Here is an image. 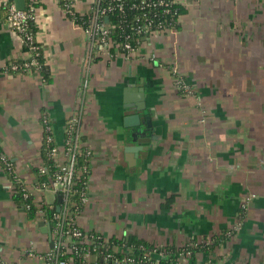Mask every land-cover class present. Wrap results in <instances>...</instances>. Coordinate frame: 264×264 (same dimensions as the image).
I'll return each mask as SVG.
<instances>
[{
	"label": "crops",
	"instance_id": "0c3cea01",
	"mask_svg": "<svg viewBox=\"0 0 264 264\" xmlns=\"http://www.w3.org/2000/svg\"><path fill=\"white\" fill-rule=\"evenodd\" d=\"M5 1L0 149L26 185L48 204L60 200L36 190L34 170L43 142L50 136L62 148L76 117V133L92 152L78 216L84 230L160 246L227 230L212 252L188 264H264V0H179L178 28L145 39L127 58L92 51L58 0H38L34 33L47 76L11 67L28 53ZM89 2L75 0L81 11ZM176 74L190 93L178 90ZM133 113L139 126L125 123ZM2 165L0 264H44L52 236L40 230L41 218L18 208Z\"/></svg>",
	"mask_w": 264,
	"mask_h": 264
},
{
	"label": "built area",
	"instance_id": "2783aa9c",
	"mask_svg": "<svg viewBox=\"0 0 264 264\" xmlns=\"http://www.w3.org/2000/svg\"><path fill=\"white\" fill-rule=\"evenodd\" d=\"M58 1L60 2L64 13L70 18L71 22L83 30L87 37L89 47L92 51L97 49L101 55L109 54L111 56L112 53L120 51L118 48L119 44L110 38L111 29L113 26L108 23V20L102 22L101 18L104 17L105 19L107 14L109 12H113L114 10L122 11L124 9V0H90L89 7L86 11H81L78 9L75 0ZM35 2L36 0H26V6L23 9L17 8L15 4L9 0L4 2L10 25L19 42L28 53V56L22 65L19 67L17 64H13L11 66L13 69L21 68L22 70H26L34 68L39 70L40 64L37 60V56L42 53V48L35 37V33L30 30V24H35L37 8ZM170 3H180V1L157 0L154 2L150 0H139L138 3L132 5V7L144 10L148 7L165 6ZM165 11L168 10L165 9ZM142 13L145 15L146 12ZM135 16L136 17L134 20L138 22V27H136V30L138 32H144L147 34L148 37L146 39L158 37L163 34L156 30H152L151 21L147 20L146 17L143 18L140 15ZM172 30L173 28H167L168 32ZM112 49H114V52H112ZM122 49L125 50L126 53H122L121 55L126 58L132 56L138 50V48L133 49L127 41L122 44ZM174 81L178 90H182L186 94L190 93V89L186 86L182 77L176 74V79ZM42 121L44 130L46 132H50L48 120L44 117ZM76 130L77 118L73 117L69 120L67 128L68 138L62 148L54 144L48 150L49 157L52 158L58 167L57 171L54 172L49 183L42 182V184L35 187L38 191L53 192L59 195L60 200H62V205H59V213L54 214L53 218L50 220L47 217H44L45 212L42 209L37 211V216H39V218H41L44 222H46L47 225L50 226L52 236V247L49 248L43 255L44 264H73V256L63 258V256L67 255L69 252L68 248L64 247L67 244H72L74 237H88L79 224L78 214L75 215L71 225H67L64 222V216L68 212L70 198L75 193V191H77L76 184L78 174H80L81 171L83 172V170H86L85 166L82 169L77 168V159L81 155L90 158L92 154L88 146H85L84 149L82 148L84 144H82V142L79 140V134L76 133ZM47 140L50 142L52 141L50 136L47 137ZM0 163L7 167L8 170H10V172L13 174V179H15L20 186L21 195L24 198H31L38 208H40L42 204H48L40 196L36 195L35 190L33 191L31 187L26 185L22 178L16 173L12 163L2 150H0ZM37 169L41 175L46 173V169L42 164H40ZM87 188L88 185L86 184L85 189L79 193L82 204H86L88 201ZM104 237L107 238L105 235ZM113 249L115 251L128 252V248L126 247H113ZM109 257L110 255L108 254L105 256V259ZM95 259V255L84 254V260L87 262V264H96ZM129 260L130 259L126 257L116 258L114 259V264H129Z\"/></svg>",
	"mask_w": 264,
	"mask_h": 264
},
{
	"label": "trees",
	"instance_id": "16d2710c",
	"mask_svg": "<svg viewBox=\"0 0 264 264\" xmlns=\"http://www.w3.org/2000/svg\"><path fill=\"white\" fill-rule=\"evenodd\" d=\"M139 0H124L123 10H114L107 14L108 23L113 27L111 29L110 38L118 43V48L121 53H126L122 49V44L127 41L133 49L139 48L141 43L148 37L144 32H138V22L134 20L135 15H140L143 18L151 21L152 30H156L161 33H166L167 28L176 29L178 28V17L185 11L182 3H170L165 6H152L145 8L144 10L132 7L138 3ZM156 2L157 0H150ZM35 5H38L36 0ZM167 9L168 11H165ZM142 12H146L145 15ZM104 22V17L101 18ZM140 24V23H139ZM30 30L34 32V24H30ZM39 62V73L43 76H47L46 61L43 53L37 56ZM24 62V61H23ZM23 62L17 64L19 67ZM21 70V68H20ZM175 76V75H174ZM182 94L184 91L180 90ZM80 141H83L79 137ZM53 142H43L41 151V164L46 169L45 174H39L38 169L35 168L36 182L38 186L42 182L49 183L54 172L57 171L58 167L52 158L48 155V150L53 146ZM86 145H83V149ZM1 150V149H0ZM77 168L82 169L84 166L86 170L81 171L78 174L76 188L77 191L71 196L68 205V212L64 216V222L67 225H71L75 215H79L85 204L80 201L79 193L85 189L88 183L89 176V157L84 155L79 156L77 159ZM4 170L7 172L11 180L13 181L14 188L12 192V198L30 220L38 219L37 211L42 209L49 220L53 218L54 214L59 213L57 206L62 205V200L55 201L54 204H42L40 208L32 201L31 198H24L21 195V189L13 174L8 170L7 167L2 165ZM84 233L88 236L85 237H74L72 244H67L64 248H68L69 252L64 257L73 256V264H87L84 260V254L95 255L96 264H114L116 258H129V264H188L189 261H194L197 258L198 253H209L220 243L223 238H227L229 232L223 231L221 237L213 236L210 238H203L201 240L189 239L181 243L180 245H174L173 243L167 245H156L146 239L140 238L134 234L119 235V236H107L95 230H84ZM73 246V249H72ZM113 247H126L128 252L115 251ZM110 255L109 258L105 259L106 255Z\"/></svg>",
	"mask_w": 264,
	"mask_h": 264
},
{
	"label": "water",
	"instance_id": "95a60500",
	"mask_svg": "<svg viewBox=\"0 0 264 264\" xmlns=\"http://www.w3.org/2000/svg\"><path fill=\"white\" fill-rule=\"evenodd\" d=\"M17 8H19V7H17ZM19 9H21V8H19ZM105 20H108V18H107V16L105 17ZM142 91V90H141ZM141 93V92H140ZM141 96H142V94H138V95H136L135 97V100H138V99H140L141 98ZM131 106V105H130ZM140 106H141V104L140 103H136V108L137 109H139L140 108ZM143 107V106H142ZM144 113H146V110H144ZM127 122H129V124L128 125H130V126H139L141 123H143V120H142V118L138 115V114H136V113H133V114H130L129 116H127L126 118H125V123H127ZM148 123V122H147ZM60 198H58V200H59ZM57 210H59V206H57ZM39 225L41 226L40 227V230L42 231V232H46V233H48V235H49V239L51 240V229H50V226L49 225H44V222H42V221H40L39 222Z\"/></svg>",
	"mask_w": 264,
	"mask_h": 264
}]
</instances>
